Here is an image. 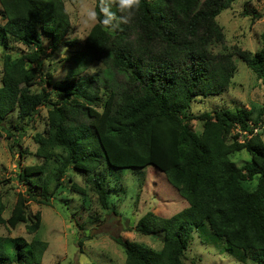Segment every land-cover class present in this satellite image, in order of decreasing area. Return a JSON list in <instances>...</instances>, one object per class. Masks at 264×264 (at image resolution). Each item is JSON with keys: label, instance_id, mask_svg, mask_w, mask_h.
I'll return each mask as SVG.
<instances>
[{"label": "trees", "instance_id": "1", "mask_svg": "<svg viewBox=\"0 0 264 264\" xmlns=\"http://www.w3.org/2000/svg\"><path fill=\"white\" fill-rule=\"evenodd\" d=\"M234 2L141 0L126 23L107 31L100 24L102 5L118 17L126 13L118 10L115 0H97V22L80 48L66 57L74 59L72 73L55 80L48 74L47 83L57 90L54 99L46 89L31 88L43 64V35L51 36L52 48L57 50L70 32L66 0H0V41L20 42L27 48L19 56L10 52L3 56L0 138L4 130L9 138L14 135L3 125L13 111L20 119L32 120L41 106L48 107L46 129L35 136L41 163L29 164L19 173L30 189L26 195L18 193L8 217L3 216L7 205L0 199V224L16 228L25 223L33 236L0 235V264H40L48 247L36 235L41 212L31 213L28 201L35 198L30 191L33 185L43 188L47 203L51 196L45 193L52 183L56 184L53 201L65 190L56 171L63 156L52 142L65 149L71 162L68 170L82 173L107 212L113 202L104 175L107 164L113 168L152 165L187 201L184 210L170 217L148 211L137 221L136 231L163 234L160 249L115 238L123 247L126 264H187L185 251L194 229L204 223L239 259L264 263V141L261 133L254 132L261 117L253 120L252 113L241 108L190 114L199 97L219 94L231 85L237 68L234 55L216 53L212 45L224 42L217 17ZM1 44L8 48L7 41ZM236 52L264 81V33L259 51L237 48ZM96 62L104 69L81 75ZM191 118L203 121L201 131ZM237 126L252 136L241 140L239 132L231 135ZM244 150L250 159L240 165L233 156ZM71 188L87 192L78 183L72 182ZM84 202L90 204L85 196Z\"/></svg>", "mask_w": 264, "mask_h": 264}, {"label": "rangeland", "instance_id": "2", "mask_svg": "<svg viewBox=\"0 0 264 264\" xmlns=\"http://www.w3.org/2000/svg\"><path fill=\"white\" fill-rule=\"evenodd\" d=\"M96 2L97 0H66V8L71 19L70 32L57 50L52 48L51 36L43 35L45 48L42 56L43 64L38 80L31 89L34 91L46 89L56 99L57 90L52 84L47 83L48 74L55 80L72 73L75 67L72 61L74 59L66 57L80 48L97 22V20L91 21L88 16L89 11H95ZM217 20L223 27L225 40L212 45V50L216 53L232 52L237 67L236 72L227 90L219 94L201 96L194 101L190 109L191 117L222 108L245 109L252 113L253 120L258 116L261 117V122L254 132L261 133L264 141V81L257 78L236 52L237 48L252 53L261 49L264 33V0H235L231 7L219 14ZM2 22L0 17V24ZM6 41L8 48L1 44V42L5 44ZM68 41H72L73 44ZM24 51H27V48L20 42L5 39L0 41V86L4 54L10 52L13 56H19ZM104 67L100 62L93 63L89 68L84 69L81 75L100 72ZM47 111V106H41L39 114L32 120L20 119L13 111L3 123L14 134L9 138L8 131L4 130L0 138V199L7 205L3 213L4 217L10 215L18 193L23 192L26 195L29 188L19 176L21 169L29 164L41 163V158L36 154L38 143L35 136L46 129ZM190 120L194 128L202 130V120L196 118ZM239 127L237 126L231 135L239 132L241 140L252 136ZM229 138L231 139V136ZM52 144L63 156V160L56 165V171L57 181L64 183L65 190L57 194L53 201L51 191L56 184L52 183L49 191L45 193L46 196H51V202L47 203L44 202L42 195L43 188L33 185L30 191L35 198L29 197L28 201L31 213L40 211L42 216L41 227L36 235L48 242L40 264H92L93 262L126 264L123 247L115 241L118 237L142 242L155 249L162 247V233L144 235L136 231L135 226L140 217L148 211L161 217H170L188 206L179 191L169 183L164 172L152 165L144 168H113L107 164L104 175L113 198L109 208L111 211L107 212L101 207L96 192L83 179L82 173L75 168L68 170L71 162L65 149L56 146L55 142ZM233 158L243 165L249 161L250 154L244 150ZM53 166L51 164V167ZM70 176L72 180L69 179ZM72 182L84 185L86 194L72 190ZM84 196L90 202L88 206L84 202ZM0 235L24 236L28 239L33 236L28 234L25 223L19 224L16 228L0 224ZM228 248L229 245L214 235L208 224L204 223L194 229L192 240L185 251V261L187 264H264L249 259H239Z\"/></svg>", "mask_w": 264, "mask_h": 264}, {"label": "clouds", "instance_id": "3", "mask_svg": "<svg viewBox=\"0 0 264 264\" xmlns=\"http://www.w3.org/2000/svg\"><path fill=\"white\" fill-rule=\"evenodd\" d=\"M115 3L118 7V10L121 13H126L124 16H117L116 12L110 10V7L101 6L100 13L103 16V19L100 20V24L107 31H115L120 23H126L128 18H130L131 13L137 10L141 5V0H115ZM89 19L91 21L97 20V12L92 10L88 13Z\"/></svg>", "mask_w": 264, "mask_h": 264}]
</instances>
